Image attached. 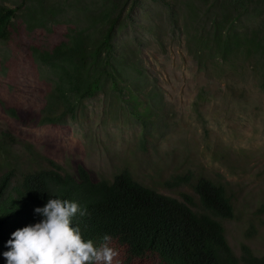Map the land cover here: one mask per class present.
Here are the masks:
<instances>
[{"label":"rangeland","instance_id":"374dc122","mask_svg":"<svg viewBox=\"0 0 264 264\" xmlns=\"http://www.w3.org/2000/svg\"><path fill=\"white\" fill-rule=\"evenodd\" d=\"M47 1L62 6L57 22L0 42V176L53 164L77 175L81 163L95 179L112 180L126 169L181 200L195 196L192 184L175 187L170 180L207 177L233 200L235 217L224 225L235 254L248 245L264 255V79L252 55L224 59L205 43L214 25L224 26L215 22L227 0H171L174 11L158 0H130L111 53L122 70L117 83L105 80L61 122L34 125L54 74L31 48L66 40L71 27L87 25L110 0ZM235 15L239 34L258 22Z\"/></svg>","mask_w":264,"mask_h":264},{"label":"trees","instance_id":"16d2710c","mask_svg":"<svg viewBox=\"0 0 264 264\" xmlns=\"http://www.w3.org/2000/svg\"><path fill=\"white\" fill-rule=\"evenodd\" d=\"M158 1L174 11L171 0ZM129 2L110 0L95 18H88L87 25L71 27L66 40L52 48H31L32 56L54 74L52 89L38 100L43 111L34 125L61 122L83 99L95 96L105 80L117 83L122 70L111 53ZM223 5L225 13L215 23L224 26L214 25L205 43L224 59L238 52L252 55L264 79V0H227ZM61 8L47 0H24L15 7L0 3V42L22 29L49 27L58 21ZM232 13L239 18L256 17L258 22L250 33H236ZM129 66L139 72L136 63ZM11 112L21 118L15 109ZM53 165L20 174L10 170L0 176L1 264H7L3 253L10 250L6 245L11 234L39 222L42 217L34 209L49 198L66 199L87 209L88 214L75 217L72 226H79L83 238L96 245L110 236V246L119 253L113 264H264V255L248 245L242 246L240 256L233 251L224 221L235 217V206L222 184L207 177L192 183L190 174L175 176L171 184H192L195 193L184 194L181 200L140 183L126 169L108 180L93 178L81 163L77 175Z\"/></svg>","mask_w":264,"mask_h":264},{"label":"clouds","instance_id":"9594fccd","mask_svg":"<svg viewBox=\"0 0 264 264\" xmlns=\"http://www.w3.org/2000/svg\"><path fill=\"white\" fill-rule=\"evenodd\" d=\"M34 212L42 219L11 234L3 253L7 264H113L119 255L105 235L99 245L83 238L73 219L86 216L87 209L66 199L49 198Z\"/></svg>","mask_w":264,"mask_h":264}]
</instances>
